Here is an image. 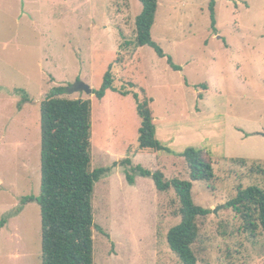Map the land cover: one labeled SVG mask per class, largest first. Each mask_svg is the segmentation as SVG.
Returning a JSON list of instances; mask_svg holds the SVG:
<instances>
[{
	"label": "rangeland",
	"instance_id": "1",
	"mask_svg": "<svg viewBox=\"0 0 264 264\" xmlns=\"http://www.w3.org/2000/svg\"><path fill=\"white\" fill-rule=\"evenodd\" d=\"M156 1L150 34L163 57L134 45L139 0H0V264H41L40 209L22 199L40 192V103L56 87L90 100V170L110 169L92 194L93 264H180L166 240L179 201L132 166L188 180L187 148L214 174L192 183L193 203L210 210L197 219L196 264H264V233L251 237L226 207L238 185L264 189L251 173L264 168V0H215L213 19L209 0ZM109 67L130 94L95 96ZM76 82L92 94L70 93ZM133 92L151 100L168 152H135Z\"/></svg>",
	"mask_w": 264,
	"mask_h": 264
},
{
	"label": "trees",
	"instance_id": "2",
	"mask_svg": "<svg viewBox=\"0 0 264 264\" xmlns=\"http://www.w3.org/2000/svg\"><path fill=\"white\" fill-rule=\"evenodd\" d=\"M141 11L135 18V39L137 47L149 46L161 57V49L151 39V27L157 9L156 0H139ZM215 0H209L208 8L213 19ZM214 20H212L213 26ZM171 69L179 70L167 58ZM111 67L104 74L103 83L94 92L102 99L107 91L119 92L125 96L130 92L118 90L114 85ZM142 95L145 94L141 90ZM65 88H53L40 103V192L38 196H27L22 204L35 201L41 215V264H93V216L92 194L95 182L99 181L109 168L90 170L91 165V102L84 99H67L62 95ZM136 111L141 119L138 130L136 153L167 151L156 137L154 119L149 107L151 100L137 93H131ZM203 151L187 148L180 156L188 169V180L172 178L166 180L160 170L149 171L141 165L132 166V171L142 177H150L158 192L172 189L179 201L180 223L172 227L166 236L169 249L180 264H196L192 250L198 239L197 219L205 217L210 210L193 203L192 183L208 182L213 177V167L204 159ZM241 166L245 159H231ZM123 164L131 166L126 158ZM264 164V162H263ZM251 173L263 175L264 168L256 166ZM128 181L133 182L128 176ZM238 215L243 228L251 237L257 230L264 233V189L255 185L235 188V196L226 204ZM5 223L0 220V228Z\"/></svg>",
	"mask_w": 264,
	"mask_h": 264
},
{
	"label": "water",
	"instance_id": "3",
	"mask_svg": "<svg viewBox=\"0 0 264 264\" xmlns=\"http://www.w3.org/2000/svg\"><path fill=\"white\" fill-rule=\"evenodd\" d=\"M68 91L70 93L84 92V93H86L88 95L92 94V89L88 85H86V84H84L82 82H76L75 84L72 85V87H70L68 89ZM263 136H264V134H263ZM215 213H216V211H215Z\"/></svg>",
	"mask_w": 264,
	"mask_h": 264
},
{
	"label": "crops",
	"instance_id": "4",
	"mask_svg": "<svg viewBox=\"0 0 264 264\" xmlns=\"http://www.w3.org/2000/svg\"><path fill=\"white\" fill-rule=\"evenodd\" d=\"M238 53V52H237ZM240 67H241V65H240ZM158 132H156V137H158V134H157ZM138 154V153H137Z\"/></svg>",
	"mask_w": 264,
	"mask_h": 264
}]
</instances>
